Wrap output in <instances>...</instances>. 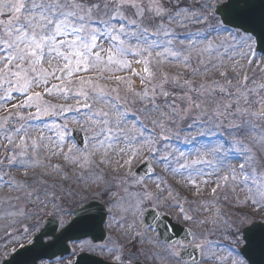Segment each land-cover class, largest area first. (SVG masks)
Returning a JSON list of instances; mask_svg holds the SVG:
<instances>
[{"label":"snow or ice","instance_id":"snow-or-ice-1","mask_svg":"<svg viewBox=\"0 0 264 264\" xmlns=\"http://www.w3.org/2000/svg\"><path fill=\"white\" fill-rule=\"evenodd\" d=\"M261 65L264 7L253 0H0V220L9 236L23 224L28 245L17 241L23 251L6 254L7 264H65L70 243L79 254L68 264H92L98 251L124 264L119 241L84 239H102L106 215L109 228L159 249L152 255L166 264H264V218L243 211L264 212ZM72 113L83 148L66 123L44 122ZM113 156L128 170L105 183L100 169ZM138 159L141 176L131 171ZM156 168L154 193L146 180ZM113 182L124 195L95 203ZM165 191L199 232L161 233L159 214L143 219ZM233 199L238 211L226 214L219 205Z\"/></svg>","mask_w":264,"mask_h":264},{"label":"rangeland","instance_id":"rangeland-1","mask_svg":"<svg viewBox=\"0 0 264 264\" xmlns=\"http://www.w3.org/2000/svg\"><path fill=\"white\" fill-rule=\"evenodd\" d=\"M197 27L198 26H196V25H192L189 27V29H187V31H195ZM180 31L183 32L185 30H180ZM256 57H257V63H259L261 55L256 53ZM261 66L264 67V65H261ZM254 70L255 69H253V71ZM249 74L251 75V72ZM52 102L57 103V101H55V100H53ZM61 103H62V101H61ZM82 111H86V110L82 109ZM75 116H76L75 113L66 114L67 119L53 117L51 119L45 120L44 122L58 123V124H65L66 123L67 124L66 135L72 141L71 129L76 128V129L80 130V127L78 124L70 122L73 120V118ZM32 123H33V126H38L42 122L41 121H34ZM110 159L112 160L111 167H104V168L100 169V173L103 174V178H104L105 183L113 181L114 177L123 176L125 174V172L128 170L127 166H125L124 168L119 167V165L116 163V161L118 159L117 157L113 156ZM53 162L55 163L57 161L54 159ZM141 162H143L142 159L134 160L132 163L131 171L133 172L135 167L137 165H139ZM120 163L122 164L123 161H120ZM69 172H71L70 169H69ZM156 175H163V172L161 171V169L156 168L154 170V173H153V179H147L146 180V186L148 187L149 191H153L154 193H155L154 181H155ZM73 185H74V181H73V184H69L67 186H73ZM173 186L175 187V185H173ZM103 188H104V184H100L99 188H97L96 186H92L84 194L91 197L93 193L99 192ZM132 190L135 191L137 189H132ZM177 191L179 192L181 197H187L189 200L200 199V198L192 195V193H194V191H195L194 189L189 191L187 189L177 188ZM208 191H210V189H208ZM112 193H115V196H112L111 195ZM122 195H124L122 188L117 183L113 182L111 184V192L108 194H104L103 200H101L99 195L96 196L95 200H98L99 202L103 203V201H109L110 198L111 199H118ZM204 198L210 199V197H207V193H205ZM233 203H234V199H233L232 203L221 202V204L219 206L222 209V211H224L226 214L227 213H233V212L238 211L237 208L232 206ZM71 204H72V201H69V205H71ZM105 207H106V205H105ZM184 207L186 210H190V214H193L197 219H203L207 215V213L204 212L203 209L199 208L198 204H193V205L185 204ZM149 208L155 209L156 211H158L162 215L169 216L175 223L182 224L184 227H186L188 229L192 228L194 231H197V232L200 231V229L196 228L195 225L186 224L183 222L181 217H178V209L175 207V202L171 198H169L167 191H165L163 193V197H162L161 201L159 202V207H157L155 204H152V205L147 206L145 208V210L149 209ZM212 211H215V209H212ZM243 211H245L249 215H251L254 220H260V219L264 218V212H261L258 209L246 208V209H243ZM131 219L132 218L129 217V220H131ZM137 222H139V218L137 219ZM5 224H6L5 221L0 220V264L2 261L8 259V257L10 256V255L6 256V254H12L13 249H20L19 243H23L24 246H27V237L22 232L23 224L14 225L12 228L7 229V232L12 233V236L7 235V233L5 232ZM105 229L108 233V239L104 244H108L109 238L111 237L113 241H119V243L124 247V249H125V251L123 253L124 264H128L127 257L132 253L136 254L134 259H133V263L135 261H137V262H140L142 264H166V259L163 258L164 254L162 252H161V255L158 257L152 255L153 252L160 251L159 249L150 248V246L147 244L142 246L138 240L128 239L122 233V231L120 229L114 228V227L109 228L107 220H106V224H105ZM17 231H19V233H20L19 235L16 234ZM154 233L155 232L149 231L148 235L154 236L155 235ZM212 238L214 240L218 239V237H212ZM17 241H19V243H17ZM73 251H75L77 253V255L79 254L78 248L73 249V247H72V253H73ZM72 253L68 257H65V264H68L69 260H72V261L75 260L76 256L72 255ZM92 255L101 257L102 259H104L106 261L112 262L108 258L107 253H100L98 251Z\"/></svg>","mask_w":264,"mask_h":264},{"label":"water","instance_id":"water-1","mask_svg":"<svg viewBox=\"0 0 264 264\" xmlns=\"http://www.w3.org/2000/svg\"><path fill=\"white\" fill-rule=\"evenodd\" d=\"M253 3L254 5L256 6L257 9L261 8V7H264V0H253ZM258 53L261 54V52L258 51ZM72 139L76 142L77 146L78 147H81L83 148L84 147V144H85V137H84V134L82 132H80L79 130H76V129H72ZM147 167V165L145 163H142L140 166L137 167V169L135 170V174L137 176H141V175H144V169ZM95 203H98L100 204L99 202L97 201H94ZM155 214H158L152 210H148L145 214H144V220H146L148 223H153L152 221V216L155 215ZM161 217V216H160ZM105 220H106V216H105ZM162 225L160 227V232L162 233L163 232V226L164 225H167L169 226L170 228H174L176 230V232L180 233L181 236L185 235V231H182V230H186L184 228H181L179 226H176V225H173L171 223V221L166 218V217H162ZM105 223V221H104ZM104 223H102L100 225V232L96 235L102 237V239L98 238V239H95L93 240V236H86L84 237L85 240L89 239L90 241L94 242L96 245H99V244H103L105 242V240L107 239V236H106V233L104 232L103 230V225ZM155 226V225H154ZM166 235V234H165ZM19 251H23V249H19ZM71 253V249H70V246H69V250L68 252L65 254V256L69 255ZM13 255H15V253H13ZM197 255V253H196ZM198 256V255H197ZM11 259V256L9 257L8 260ZM77 259V258H76ZM255 259V258H253ZM90 260L92 261V264H109V263H105L104 261H102L101 259H98L96 257H93V256H90ZM2 264H7V260L2 262ZM135 264H139V263H135Z\"/></svg>","mask_w":264,"mask_h":264}]
</instances>
